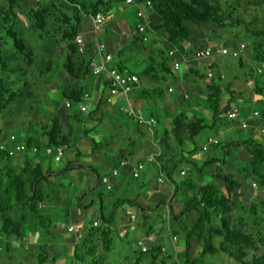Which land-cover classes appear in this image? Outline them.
<instances>
[{
    "label": "rangeland",
    "instance_id": "374dc122",
    "mask_svg": "<svg viewBox=\"0 0 264 264\" xmlns=\"http://www.w3.org/2000/svg\"><path fill=\"white\" fill-rule=\"evenodd\" d=\"M218 1L234 2L236 0ZM5 5L6 7L8 5L6 0H0V9ZM44 5H46V3H44ZM233 15L235 20H240L239 23H235L234 29H227V31L219 30L215 32L210 28V30L199 32L197 31L199 34V39L201 40L202 38L206 40L207 38H210L214 41L219 50H221L222 48H230V46L233 47L239 46L240 44H245L247 46V50L244 57L246 58V61L250 63L252 60H254L255 49H259V45H262V50H264V37H257L252 32L256 30L264 32V2L257 4L255 0H243L240 6H235ZM24 17L28 20L30 19L27 18L26 15H24ZM126 17V21L128 22L130 30L132 31V37L129 40H122L121 46L123 47L122 49L124 53L120 56L115 53L112 64L119 63L121 66L128 68L131 72L141 74L143 70L149 65V63H143V61H140L144 56L143 48H147L148 43L143 42L142 38L140 42L135 40L136 38L138 39V37L140 38V34L138 33V26L140 21L137 15L134 12H131ZM26 19H24L23 21L27 22ZM2 25V21L0 20V53L1 49H3V51L5 50L4 52H2L4 62L11 67H16V65L25 67L28 71V77L22 78L23 84L25 81L27 82V88L23 89L24 96L20 100V106L16 107L15 110L14 107L9 109L5 116L0 120V145L9 143V139L12 135L25 138V136H27V129L29 128L31 130L35 129L37 133H41V140L44 141L45 136L42 133V128L41 131H39L36 126L39 128L43 127L44 125H49L55 117H59V111L56 107V103H58V105L62 108V106L64 105L67 106V103L69 102L67 100H64L60 96V88L65 87V90H67L71 88V86H74L76 84V80L69 77L67 73H63V71L60 74V78L55 75L40 74V67L43 66L42 62L43 60H47V56L49 53V56L51 57L50 60L57 62V67L62 69L63 62L68 56H71L73 69L75 72H78V68L74 62V59H76L79 54L70 52V50L74 46L73 40H71L70 38H64L60 27L54 25L50 26L49 31L52 35V39L50 42L51 45L46 46L45 50L44 47L41 48V44H43L44 41L39 39L37 35L34 36L30 34V31L33 30L32 27H30L29 30H24L21 35L26 41L30 43L35 52L40 56L37 55V60L35 61V63H33L32 66H29L21 58L15 60L12 56V40L7 37L6 31ZM248 30H250L251 32H249ZM18 31L21 32V29L19 28ZM104 36L106 37H104L105 39H112L111 37H108V34H105ZM119 37H121V34H119ZM113 41L118 42V40ZM47 47H50L51 53L48 52ZM194 48L195 47L191 45L190 49L194 50ZM149 52L152 53L153 50H151L150 48ZM165 53H167V51ZM191 56L192 58H195L194 54ZM39 57H41V59ZM153 58L156 59L157 62L158 58H156L155 56H153ZM80 60H82V58ZM213 60L214 59H206L197 61L196 63L198 65L197 69L199 70L200 75L205 76V78L200 81L203 87H206L208 84H217V72L220 71L221 73L223 72L225 74V76H223L224 81L222 82L223 89L227 88L229 84L232 83L233 86L231 87V90L235 89L237 92L243 91L246 95L249 94L252 97V93L250 94V92L252 90L251 87H253L254 81L250 77H246L243 75L244 73L248 72V67H246L244 71L239 69V59H234L229 56H221L217 61ZM79 63L82 65V67L87 65V61L85 59L83 61H79ZM211 64H217V66L215 65L216 67L213 68V71L210 72L208 71V68ZM167 65L169 69L173 73H175L174 62H167ZM260 67H264L263 63H255L253 65V69L255 70ZM185 70L187 71L186 68L183 69V71ZM1 71L3 70L2 65L0 64V79H2L3 77L4 80H6L5 82L7 84L9 83L8 86L18 85L17 81L19 80H17L16 77H11L9 79L10 81H8L5 78L8 74L4 71V73ZM209 73H212L214 75V78H209ZM90 76L87 74L81 75L82 79H84V83H89L91 81ZM163 76H165V80L162 79ZM158 77H160L161 80L157 83L162 89L169 88L171 86L174 88V93H169V96H171L172 99L178 101V108H187L193 98V86L189 87L188 89V93H191V100H184L182 98L179 85L174 82L171 76L166 74H158ZM234 77H237V80H235ZM260 77L261 76H259L257 79H260ZM247 83H251L249 84L251 86L249 87ZM86 88L87 87H85L84 89ZM226 96L229 98L228 93ZM261 99L262 102L258 101L257 103L248 104L237 101L234 105L242 112L240 114L241 117L239 120L243 121L244 119H246L248 123L263 124L264 117H258L254 115L255 112L261 113L264 111V98ZM234 105L233 103L231 104L232 108H235ZM129 108L125 105L124 112L130 118L134 119V117L128 113ZM246 109L251 111V115L247 117L244 113ZM11 110L15 113L11 114ZM206 111L210 113L208 108H206ZM92 112L94 111L90 110L85 113L76 111L77 116H79V113L83 114L82 116L80 115L82 124H79L80 122L76 123L72 120L68 123V125H70V127L73 129L71 137L76 136V138H78L80 141L78 144V148L82 151L83 157L76 158L75 149L70 151L69 153H66L61 162H56L54 160V157L48 155L47 152L36 155L35 160L40 163L42 162L45 171H47L48 168H53L51 169L52 174L48 176L50 184L44 185L43 189V193L47 197L43 203L38 205L40 215L43 217V219L40 223L37 220V215L29 211L28 208H21L17 212H12V218L18 219L23 216L26 220V229L24 228L25 231H23V234L18 240L13 236L10 238H7L5 236L3 232V221L1 220L0 216V264H91L94 261H96L97 264H109L110 262L114 264L121 263V261L123 262V264H132L131 260L133 258L142 255L143 252L141 250L145 245L149 248L150 252L154 247H164L167 252H163L160 261L166 256H169L171 258L169 260H166V264H185V253H183V251L181 252L175 249V244H173L172 242L171 234L172 231H176L177 233L182 234V236H176L178 240L176 242V245L181 246V249H185L186 241L183 238L185 233L182 231L185 227L190 228L192 226L191 223L194 222V219L195 221H197L196 219L198 218V214L195 213L187 215V218L194 217V219H186L181 224H179V222L173 220L172 216H167L165 208L161 207L162 211L154 212V214L151 215V217L145 223L140 209L136 207H130V204H128L130 207V209L128 210H125L126 207L121 208L122 204L118 205V212L116 213V223L113 224V229L115 231V240L114 245L112 246L110 251L102 252V242L100 240L95 244L99 248V250L96 252L95 257L90 256L88 255V253H86L84 256V258L86 259L85 263H81L74 259V244L79 243L80 240L77 241L74 235L68 232V226L71 224L70 226H75L76 230H81L86 228L88 226V223H91L95 217H98L99 219L101 218V213L95 208H98V205L86 207L96 201L93 197H96L98 193L103 192V188L101 186H98L96 189H94L97 185V176L96 173L92 171V169H94L100 175L101 179L104 176H109V174L111 176L114 171H112V169L116 165L115 161L113 160V152L123 150L125 156H127L126 159H129L132 157V152L130 153V149H134L137 145H141L142 147H140V153L142 152V156L139 157L142 159L144 155H147V153L149 154L150 152H156L154 150V146L159 144L161 147L160 141L161 138L163 139L164 137V133L161 132L162 126H153L154 131H160V140H158V138L154 134H152V132H154L152 131L153 128L152 130H150L149 126L144 124L138 125L139 123H137L136 121L128 120L124 116L122 117V129H124V127L130 128L128 129V132L132 133L133 131V133L131 134V136H125L123 134L121 137V134L116 131V129H118V124H116V121H112L113 126L110 129L104 127V125H107L106 123L109 121L107 119V113H109L108 108H100V112H94L93 116L91 117L90 114ZM139 113L142 115L141 111ZM170 115L171 120L174 122L179 117V112L178 110H175L171 112ZM140 127L144 128L146 133L140 135ZM102 132L104 133L103 135ZM86 133H88L89 135H86ZM242 133L246 137L252 135L251 129L249 128L243 130ZM207 135H216V132L210 130L201 132V134L195 139V146L198 149H200V147L204 143H207L205 142ZM104 136H106V138ZM262 138L259 140V142L264 146V140ZM93 139L96 140L97 143H102L105 147L103 150L98 151V155L94 156L90 154V149L95 148L94 144L91 141ZM131 139L136 141L137 145L135 147L129 145ZM169 139L167 138L165 140L168 146H171L172 143H175L174 137L170 135ZM172 139L173 141L170 142ZM43 147L47 151L48 148L46 146V143L43 144ZM152 147L154 149H151ZM244 147L245 146L242 145L241 147L232 149L231 156L225 157L228 162L227 165L223 166L220 165V163H217L216 165L212 166L211 169L205 171L202 175L196 174L197 172H195L194 167L191 163L188 164L186 162L180 161L182 154H184L183 152L185 148L177 147V149L174 150L173 147H168L165 153L173 155L176 154V157L179 158L175 178L179 183L193 180V185L196 188L192 190L193 192L194 190L196 191L197 188L205 184H213L217 187L222 188V184L214 178V174L219 169L221 171L223 170L224 172L231 171L238 174L236 176V180L241 183L246 191L250 192V180L247 181L243 179V177L246 175L244 172L246 163H248V160L250 159ZM221 151L223 152L222 149ZM210 155L212 156L213 154L210 153ZM206 156L207 155H204V159L198 162L199 166H201L205 161ZM70 161H73L74 165H81L82 167L70 169L68 172L63 171ZM143 161L145 163L146 169L141 172L139 178H136L133 172L121 174L120 171L122 167L120 164V168H117V170L119 171L118 175L116 177L111 176V185H115L114 183H112V179H119L118 176L120 174V178L123 179V182L125 184V187H123L124 189L119 188L114 193L105 192L104 195L110 196L111 198H115L117 200H127V203H130L129 201H132L136 197H139V195L143 192L141 189H139L140 186L144 183L149 184L151 179H154V185L158 187L164 186L163 190H165L166 192H168V189L165 185H169L172 192L173 187H171V182L169 183V178L163 177V181L166 182L164 184L159 183L158 179H156V175H153L154 173H152L153 163L149 162L148 158ZM17 162L18 160L16 161V163ZM2 165L3 163H0V167H2ZM182 171H185V176L181 175ZM122 175H124L125 177H122ZM255 180H258V178L251 177V182L253 181L252 185H255V187L253 188L256 189L254 192L255 195L253 196V201L251 202L253 204L255 200L254 204L258 207L259 210H261L262 206L260 202L262 201V199H264V194L262 192H257L258 186L256 185L257 183H255ZM193 192L190 191L191 195L193 194ZM180 193L182 195V192ZM223 193H225L224 188ZM258 197L260 201L259 203L257 201ZM177 199L178 201H181L182 197L177 196ZM247 204L249 206L250 202H248ZM140 205L142 206V204ZM147 205L151 204L148 203ZM154 205H156V202L153 204V206ZM104 213L108 217L113 214V210L112 208H110V206L106 205L104 207ZM130 215L135 216L136 220H132V222L129 221ZM233 216L235 220L237 219V217H241L242 213L240 210L235 209L233 212ZM216 222L220 224V221L218 219L216 220ZM122 224L125 225L124 229L123 226H121ZM151 230L154 232V242H145L142 238ZM124 231H126V235L125 238H122L121 233ZM204 233L205 234H196L191 240V260H197L203 252L204 245L202 238L206 235V231ZM219 240V238L214 240L215 247H218L221 243V240ZM92 244L93 243H91L90 245ZM6 247L9 248L10 252L7 251ZM125 255L130 257V262H128V260L124 258H120ZM145 256L147 255L145 254ZM102 257L103 261L101 260ZM55 258L56 261H54ZM199 263L239 264L237 261L222 252L215 255L208 254L203 257L201 261H199Z\"/></svg>",
    "mask_w": 264,
    "mask_h": 264
},
{
    "label": "trees",
    "instance_id": "16d2710c",
    "mask_svg": "<svg viewBox=\"0 0 264 264\" xmlns=\"http://www.w3.org/2000/svg\"><path fill=\"white\" fill-rule=\"evenodd\" d=\"M135 1L138 3L143 2L145 6L147 1L151 2L152 8L148 9H150L154 16L150 19V27L156 30L163 29L168 34V44L159 51L162 63L160 65H152L150 70L138 74L139 76H148L157 79L156 74L158 71L161 74H172L167 62H171L170 50L173 47H178L181 51L186 52L183 45L191 44L195 46V43L200 41L199 31L210 30V28L215 32L234 29L235 23H239L240 20L234 19L233 11L235 10V6H240L243 0H236L234 2H219L218 0ZM7 2V7L0 10V20L2 21V26L6 31L7 37L12 40V55L14 58H21L26 64L32 66L37 60V53L22 37L21 32L18 31L21 10L24 9V6L23 8L22 6L20 7L17 0H7ZM255 2L260 4L264 2V0H255ZM103 9L107 12L108 5L105 3V0H47L46 5L38 3L34 7H31L29 18L35 34L42 41H47L46 43L52 39L51 32L49 31L51 25L60 27L64 38L74 40L75 36L79 35V28L83 15L94 17ZM157 20H160L162 23L160 25H155ZM248 31L251 32L250 30ZM252 32L257 37H264V32L258 30ZM234 47L235 46H230V48ZM259 47V49H255L254 60L250 63L246 61L244 55L238 59L239 69L243 71L246 67L249 69L248 72L244 73V76L250 77L254 81L255 95L264 98V72L263 74H258L257 69H253L255 63H263L264 65L263 46L259 45ZM203 48L206 47L204 46ZM198 50H201V48L190 50L189 54H194L195 57ZM166 51L167 53H165ZM70 52L79 54L78 47L76 45L73 46ZM71 58V56L66 58L63 62L62 69L57 67L58 63L55 61L49 59L43 60V66L40 67L41 70L39 73L55 75L60 78V74L63 71V73H67L69 77L75 79L76 84L71 86V88L67 90H65V87L60 88V96L64 100L71 102L73 107L68 108L64 105L61 108V106H57L59 117H55L49 125H44L39 128L36 126L39 131H41L42 128V133L45 136L44 141L41 140V133L33 134V132H36L35 129H27V136H25V138L19 136L22 141L26 142L29 148L26 154L9 157L5 152L0 150V163H3L2 167H0V216L3 221V232L7 238L13 236L19 240L23 231L26 229L25 218L22 216L18 219H14L11 216L12 212H17L21 208H28L29 211L37 215V220L40 223L42 222L43 217L40 215L38 205L43 203L47 197L44 195L43 189L44 185L50 184L48 176L52 174L51 169H53L48 168V170L45 171L42 162L40 163L35 160L36 155L46 152L43 144L46 143L47 148L52 149L66 146L67 150L65 154L75 149V157H83L82 151L78 148L80 141L76 136L71 137L73 129L68 125L71 120L82 124L80 115L82 116L83 114L79 113V116H77L76 111L78 112L77 105L82 101L85 93V89L81 86L78 78L80 73L78 74V72L74 71ZM0 64L2 65V70L8 74L5 77L8 81H10L9 79L11 77H16L17 80H19L17 81V86H8L9 83L7 84L3 77L0 79L1 120L9 109L14 107L15 110L16 107L20 106V100L24 96L23 89L27 88V82L25 81L23 84L22 78L28 77V71L21 65L11 67L3 60L0 61ZM209 69L213 70L212 67ZM89 75H92L91 72ZM195 75L200 81L205 78V76L200 75L199 72L195 73ZM257 76H261L260 79H257ZM209 78H214V75L212 74ZM217 80V84L207 85V89L211 91L207 95V107L212 114L211 123L209 124L206 120H203L191 123L187 126L188 134L194 142L193 155L196 154L198 150L195 146V139L201 132L215 128L220 124L235 121L224 115L231 110V104L235 103L237 96H241L242 94L235 89L231 90L233 84L230 83L229 86L225 88V91L229 94V99L226 105L222 107L224 91L222 87V74L218 73ZM109 86L110 82L108 80V82H106L105 93L109 90ZM104 103L107 104V100L104 101L102 98L97 110L94 112H98ZM94 112L90 114L91 117ZM14 113L15 112L11 110V114ZM259 116L264 117V111L259 113L258 117ZM183 130L184 125L182 124V120L177 118L174 123V135L180 144L183 143ZM86 135L89 134L86 133ZM91 141L95 148L90 149V154L93 156L98 155V151L103 150L105 147L102 143H97L94 139ZM242 145L245 146L246 153L250 157L244 170L246 175L243 177V179L247 181L250 180V192L246 191L241 183L236 180L238 174L231 171L224 172L222 170V172L219 169L214 174V178L222 184V188L213 184H205L197 188L196 191L194 190V192L192 191L195 188L193 180L179 183L168 173V178L172 185L171 187H173V197L177 196L182 188H187L188 192H193L192 195L184 194V198L186 199L184 201V209L180 214L176 215L170 210L169 215L173 217V220L181 222V218L189 213L195 212L198 214L197 221H195L190 228L185 227L182 231L185 233L183 238L186 241L184 251L186 256L185 264H200L199 261L206 255H215L220 252L228 255L239 264H264V199L260 202L259 197L257 198L258 203L260 202L262 206L261 210L254 204L255 200L253 204L251 202L253 201V196H251V194L256 190L253 188L255 185H252L253 181L251 182V177L258 178V180H255L258 186L257 192H262L264 194V146L252 137L244 141L232 140L226 142L222 146V160L210 158L204 161L201 166H199L197 162L190 160L189 164L191 163L193 165L195 172H197L196 174L202 175L217 163L223 166L227 165L228 162L225 157L231 156L232 149L241 147ZM35 147L38 148L37 153H33ZM113 154V160L116 164L114 169L120 168L121 163H118V161L126 159L127 156H125L123 150L113 152ZM162 157H164L163 152H161V155L158 157L159 162H162ZM16 159L18 160L17 163ZM77 167L81 168L82 166H76L73 161H70L63 171L68 172L70 169ZM125 167L121 168V174L128 171V168ZM92 171L95 172L98 177L97 185L94 189L101 186L104 192H115L116 188L114 187L111 190H107L102 184L100 175L94 169H92ZM188 184L193 185V188L189 189ZM223 188L225 193H223ZM97 197H102L101 193H98ZM123 202H127V200H119L118 203L115 204L114 209L118 208V205ZM248 202H250L249 206L247 204ZM92 206L93 203L86 207ZM235 209L240 210L242 216L234 220L233 212ZM113 215L114 214L107 217L104 213V209H101V218L99 219L101 224L98 222L99 226L95 227L93 225L94 223H92L90 229L87 230V238L74 244L73 254L76 261L85 263L86 259L84 256L86 253L95 257L99 248L94 243L92 245L90 244L91 241L96 240L98 236L102 242V252H108L112 248L114 243ZM217 219L220 221V224L216 222ZM205 231L206 235L202 238L204 245L203 252L197 260H191V240L196 234H205ZM173 233L176 236H182L181 233H177L176 231H173ZM217 238L221 239V243L218 247H215L214 240ZM6 248L7 251L10 252L9 248ZM162 254L163 250L161 246L154 247L151 252L149 251L150 264H166L165 259L160 261ZM144 256L145 253H142L134 264H141ZM101 260H103V257ZM54 261H56V258ZM91 264L97 263L94 261Z\"/></svg>",
    "mask_w": 264,
    "mask_h": 264
},
{
    "label": "crops",
    "instance_id": "0c3cea01",
    "mask_svg": "<svg viewBox=\"0 0 264 264\" xmlns=\"http://www.w3.org/2000/svg\"><path fill=\"white\" fill-rule=\"evenodd\" d=\"M126 1L127 0H105V3L108 5L107 12H106V10L103 9L98 14H104L107 17V21L98 30H95V28H94L93 17L89 16V15H83V19L81 20V25L79 28V35H77V36L82 37L84 44H85L86 51L84 54L79 53V56L76 57V59H74V62L78 68V74L81 73V75L82 74L89 75V73H90L89 63L92 59L98 58V56H99L98 52H99L100 47L103 48L102 54H110V55H112V57H114L115 53H117L119 56L124 53V51L122 49L123 47L121 46L122 40H129L132 37V35H131L132 31L130 30L128 22L126 21V18H127L126 16L131 12H134L135 14H137L139 9H141L145 12L146 17H147V22H148V28H147V33H146L147 37H148V41H147L148 46H147V48H143L144 56L141 58L140 61H143V63H149V65L143 70V72L150 70V67L152 65H155V64L160 65L162 63V59L159 55V51L161 49L165 48V46L168 44L167 32L163 29L156 30V29H152L150 27V19L153 18L154 15L151 13L150 9H148L143 4V2L138 3L137 1H135L136 5H133V4L128 5L126 3ZM141 1H143V0H141ZM6 2H7V0H6ZM17 3L19 4L20 7L22 6V8L24 6V9L21 10V18H20V23H19V28L21 29V34H22V32L24 30H29L30 27L32 26L31 22H29L30 19L29 20L26 19L24 17V15H26L27 18H29V13H30L31 7H34L38 3H40V4L41 3L42 4L47 3V0H17ZM31 5H34V6H31ZM4 7H6V5ZM4 7H1V9ZM24 19H26L27 22H24L23 21ZM161 23L162 22L160 20H157L155 22V25H160ZM30 34L36 36V34L33 30L30 31ZM105 34H108V37H111L112 39H110V40L105 39L106 38L104 36ZM119 34H121V37H119ZM109 35H112L113 37L109 36ZM122 37H124V38H122ZM141 38L142 37L140 36V38L138 37V39L136 38L135 40L140 42ZM113 40H118V42H115ZM26 42L29 44V46H31L28 41H26ZM50 42L51 41H48L49 44H47L46 42H43V44H41V48L44 47V50H45L46 46L51 45ZM73 44H74V46L76 45L74 40H73ZM204 46L206 48H213L215 50H219L217 48V46L215 45L214 41L211 40L210 38H207L206 40L201 38V40L198 43H195V46H193V47H195L194 50H197L198 48L204 49L203 48ZM183 47H184V50L186 52L181 51L178 47H175V48L173 47L170 50L171 62H174V64L178 63L180 65V68H179V70L175 69V73H173L171 71L172 74H166V75L171 76L172 79L174 80V82L179 85V87H180L179 89L181 91L182 98L184 100H191V98H192L191 93H188V89H189V87L193 86V89H194V92L192 93L193 98H192L191 103L187 106V108L186 107H179L178 108V101L175 99H172L171 96H169V93H174V91H175L172 86L169 88H164V89H162L159 86V84L157 83L161 80V78L158 77V74L161 75V73L159 71L156 74L157 79H153L152 77H148V76H141V75L139 76L138 74L131 72L128 68L121 66L119 63H114L110 67H118L120 69H125V70L130 71L133 74H136L137 76H139V82L133 88V91L129 96V100L123 98L122 96H118L115 99H113V103H111V104L104 103L102 105V107H106L109 109V113H107L108 114L107 119L109 121L106 123L107 125H104V127L110 129L113 126L112 121H116V124H118V129H116V131L121 134L120 135L121 137L123 134L125 136H129V135L131 136V134L133 133L132 130H131L132 133L128 132V129H130V128L124 127V129H122V127H123L122 117L124 116L128 120L136 121V120L130 118L127 114H125V112H124L125 105L128 108L129 107L133 108L137 112L141 111L142 115L146 119H155L156 123H157L156 126L157 127L159 125L162 126L161 132L164 133L163 136L165 137V139H167V138L169 139L170 135H172L174 137L175 143H172L171 146H168L166 140L163 137V139L161 138V141H160L161 147L159 144H157L154 146L155 149L153 147L151 148V149H154L156 151V152H150L151 154H154V153H157L160 151L163 152V154H164V157H162V159H163L162 162L161 161L159 162V160H157V164L153 163V172L152 173H154L153 175H156V179H159L160 176H164L165 178L166 177L168 178V173H170L172 178L177 181V179L175 178V173L177 172L178 161H179L178 159L179 158L176 157V154L173 155V154L165 153L166 150L168 149V147L169 148L173 147L174 150H176L177 147L185 148V150L183 152L184 154H182L180 161L186 162L189 164L190 160L191 161L193 160V161L198 163L200 160L204 159V155H207L205 157V161L210 159V158L222 160L223 159V154H222L223 152L221 151L222 146L226 142L232 141L234 139L244 141V140H247V139L252 137L255 140L259 141L263 137L262 139L264 140V135H263L264 134L263 133L264 123L263 124H260V123L252 124V123H248L246 121V119H244L243 121H240L239 120L241 117L240 114L242 112L239 108H237L234 105V104H236L237 101L245 103V104L257 103L258 101L262 102L261 97H258L255 95L254 84H253V87H251L252 90L250 92V94L252 93V97L249 94L246 95L243 91H239L242 95L237 96V100L235 101V103H233L235 108L231 107V110L229 111V112H231L235 109H237L239 111V116L235 121H231L230 123L217 125L215 128H212V129H207L210 131H215L216 135H207L205 142H207V140H209V139H216L219 141V144L217 146H214V145L209 146L208 150L204 151L203 147L206 145L204 143L200 147V149L197 148L198 150H197L196 154H194V155L192 154V152L194 150V142L191 140V138L188 134L187 126L191 123H196V122H200L203 120H206V122L209 124L211 123V121H212L211 111L209 110L210 113L208 111H206V108H208L207 107L208 106L207 95L211 91L207 89V86L203 87L202 83L200 82V80L195 75V73L199 72V70L197 69L198 65L196 63H197V61H202V60H196L195 58H192V56H191L192 54H189V51L192 50V49H190L191 44H185V45H183ZM150 48H151V50H153L152 53L149 52ZM47 50H48V52L51 53L50 47H47ZM4 51H3V49H1L0 61L1 60L4 61V58L2 56V52H4ZM38 56H40V55H38ZM153 56L158 58L157 62H156V59L153 58ZM220 57L221 56L216 55L215 57L210 58V59H214L217 61ZM39 58L41 59V57H39ZM81 58H82V60H80ZM14 59L18 60V58H16V57ZM47 59H49V60L51 59V57L49 56V53H48ZM84 59L87 61V65L82 67V65L79 63V61H83ZM215 65L217 66V64H211L209 66V68L210 67L215 68L216 67ZM174 68H175V66H174ZM184 68H186L187 71L186 70L183 71ZM209 68H208V71H210V72L213 71V70H210ZM81 69H82V71H81ZM159 69H157V70H159ZM217 73H220V74H222V76H225V74L223 72L221 73L220 71H218ZM81 75L78 77L80 80L81 86H83L84 88L87 87L85 89V93H90L91 97H92V100L89 103L88 111H90V110L95 111V110H97V108L99 106L100 100L103 98V100L105 101V100H107V98L109 96V90H107L105 93L106 82H108V78H107V76L94 77L93 75L92 76L89 75L91 77V81L89 83H84V79H82ZM143 77H145V78H143ZM234 78H235V80H237V77H234ZM162 79L165 80V76H163ZM190 79H191V81H190ZM223 81H224V79H223ZM249 84H251V83H247V85L250 87L251 85H249ZM208 85H210V84H208ZM211 85H213V84H211ZM226 95H227V92L224 89L222 107H224L226 105V102L229 99ZM56 105L59 106L58 103H56ZM72 107H73V104H72ZM77 110H78V106H77ZM175 110H178L179 117H181L180 119L182 120V124L184 125V130H183V134H182V136H183L182 137L183 138L182 144H180L178 142V140L176 139V137L174 135V123H175V121L173 122L171 120L170 113L175 111ZM98 111L100 112V109ZM244 113H245L246 117L251 115V111L248 109H246L244 111ZM244 124H246V128H243ZM138 125H140V124H138ZM152 128H153V130H152ZM152 128L150 130L154 131V127H152ZM247 128L251 129V132H252V135L249 137H246L242 133V131L247 129ZM139 130H140L139 131L140 135L146 133L144 128H141ZM35 133H37V132H33V134H35ZM103 134L104 133L102 132V135ZM152 134H154L158 138V140H160L159 139L160 131L158 132L155 130L154 132H152ZM104 137L106 138V136H104ZM125 138H128V137H125ZM172 141H173V139L170 142H172ZM163 142H164V144H163ZM129 145L132 147H135L137 144H136L135 140L131 139V141L129 142ZM140 147H142V146L137 145L134 149H132V148L130 149L131 150L130 153L132 152V157H131L132 159L129 158V159H123L121 161H118V163H121L122 161H126L128 163L127 166L125 167V168H128L127 172L132 173L134 166H136L139 163H144L143 160H145L146 158H148V160H149V157L151 155L150 153L149 154L147 153V155H144L142 159L139 157V156H142L141 155L142 152L140 153ZM148 147H150V146H148ZM154 150H152V151H154ZM181 150H183V149H181ZM210 153H212L213 155L211 156ZM145 169H146V166H145ZM113 170H115V169L113 168L112 171ZM153 175H152V177H153ZM181 175L185 176L186 175L185 171H182ZM122 177H125V176L122 175ZM118 178L119 179H116V180L112 179L113 180L112 182H114V184H115L114 186L112 185V187L116 188L115 191H117L119 188L124 189L123 187H125L123 179L120 178V175L118 176ZM97 180H98V177H97ZM153 182H154V179H151L149 184H147V183L142 184L139 189H141L143 192L139 195V197H136L134 200L129 201L130 203H127V202L121 203L122 204L121 208L126 207L125 210L130 209V207L139 208L142 215H143L145 223L151 217V215L154 214V212H157V211L161 212L162 211L161 207L165 208L167 216H169L170 210H172V212L176 215L180 214L184 209V201L186 199V198H184V194L191 195L190 191L188 192L187 188L186 189L182 188V190L180 191V192H182V195L180 192L177 195V196L182 197V200L178 201L177 196L173 197V193L171 192L169 185H165V186H167V189L169 192V194H168V192L163 190L164 186L158 187V186L154 185ZM164 183H161V184H164ZM169 183H170V181H169ZM188 188L191 189L192 185L188 184ZM254 192H252L251 196L255 195ZM104 194H105V192L103 191V192H101L102 197H97V196H96L97 198L93 197L96 200L93 202V206L98 205V208L97 207H95V208L100 213H101V209L102 208L104 209V207L106 205L110 206V208H112L113 214H114L113 215L114 216V223L113 224H115L116 223V213L118 212V208L114 209V207H115V204H117L120 199L117 200L115 198H111L110 196H105ZM155 202H156V205L153 206V204ZM148 203H150L151 205H147ZM128 204H130V207ZM140 204H142V206ZM189 214L190 215L195 214V212L189 213ZM191 218L194 219V217H191ZM191 218H187V215H185L181 218V220H180L181 222H179V221L178 222H179V224H181L186 219H191ZM125 219H126V217H125ZM132 220L133 221L136 220V217L133 215H130L129 221L132 222ZM94 222H99V224H101L99 221V218L95 217L91 223H88V226L86 228L81 229L82 231L76 230V227L74 226L75 232L71 233V234L74 235V237L76 238L77 241H79V240L81 241V240L87 238V236H88L87 230L90 229V227L92 226V223H94ZM194 223H195V219H194V222L191 224L193 225ZM70 225L68 226V228L70 227ZM121 226H123V229H124L125 225L122 224ZM114 232L115 231H113V233ZM125 233H126V231L121 233L122 238H125V235H126ZM177 237L172 231L171 239H172L173 244H175V249H177L178 251H181V252L183 251V253H185L184 248L181 249L180 248L181 246L176 245V242L178 241ZM175 238H176V240H175ZM142 239L145 242H154V239H155L154 232L151 230L149 233H147L145 236H143ZM99 241H100V238L98 236V237H96V240L91 241V243L96 244ZM113 245H114V243H113ZM143 248H146L147 251L143 252ZM162 250L165 253L167 252V250L164 247H162ZM141 251L147 255V256L143 257L141 264H150V261H149L150 257L148 255V252L150 251L149 248L145 245L142 247ZM139 257L133 258L131 260L130 257L125 255V256L120 257V258H124V259L128 260V262H130V260H131L132 264H134L136 259H138ZM163 259L169 260L171 258L169 256H166ZM193 260H195V259H193ZM109 264H112V263L110 262ZM114 264H123V262L121 261V263H114Z\"/></svg>",
    "mask_w": 264,
    "mask_h": 264
},
{
    "label": "built area",
    "instance_id": "2783aa9c",
    "mask_svg": "<svg viewBox=\"0 0 264 264\" xmlns=\"http://www.w3.org/2000/svg\"><path fill=\"white\" fill-rule=\"evenodd\" d=\"M126 3L128 5H136L135 0H127ZM147 8H152L151 2H146ZM137 17L139 20H141L139 26H138V33L142 37L143 42L148 41L147 37V28H148V22L146 14L143 10L139 9L137 12ZM107 21V17L104 14H97L93 17V24L95 30L100 29ZM75 44L78 47V52L80 54H84L85 44L81 36H76L74 38ZM102 47L99 48V56L98 58H94L90 61L89 67L90 72L95 77H101V76H107L110 86H109V96L107 98V103L111 104L113 103V99H115L118 96H122L123 98L129 100V96L133 91V88L135 85L139 82V77L136 74L131 73L128 70L120 69L118 67H109L113 62V57L110 54H102ZM247 50V46L245 44H240L239 46H235L234 48H222L221 50H215L213 48H204L201 50H198L195 54L196 60H206L215 57L216 55L219 56H229L234 59H238L241 56L245 55V52ZM180 65L178 63L175 64V69L179 70ZM258 74H263L264 67L257 68ZM212 76V73H209V77ZM92 100V97L90 94H85L83 96L82 101L77 105L78 110L82 113L88 112L89 109V103ZM68 108H72V103H67ZM133 108H129L128 113L135 118V120L141 125H147L151 129L153 126H155L156 120L155 119H146L143 115H141L139 112H135ZM255 116H258L259 113L255 112ZM225 117L236 120L239 116V111L237 109L228 112L224 115ZM243 128H246V124H244ZM264 133V130H263ZM219 144V141L216 139H209L207 140L206 145L203 147L204 151H207L209 146H217ZM0 150L5 152L9 157H15L18 155H24L29 151V148L27 147L26 142L22 141L19 137L12 135L9 139V143H4L0 145ZM67 150L66 146H60L55 149L48 148L47 154L54 157V160L56 162H61L65 152ZM38 148L33 149V153H37ZM161 155V151L151 154L149 157V162L156 163L158 157ZM127 162L123 161L121 163V167L127 166ZM145 169L144 163H139L133 168V174L136 178L140 177L141 172ZM118 170L115 169L113 173L111 174L112 177H116L118 175ZM111 176H104L102 180V184L106 187L107 190H111L113 187L111 185ZM164 176H160L158 179L159 183H164L163 181ZM95 227H98V222H94L93 224ZM69 233L75 232V227L70 226L68 228ZM176 240V238H175ZM147 249L143 248V252H146Z\"/></svg>",
    "mask_w": 264,
    "mask_h": 264
}]
</instances>
